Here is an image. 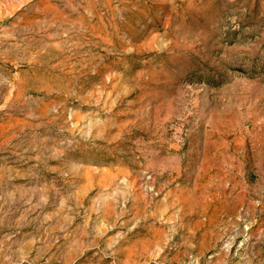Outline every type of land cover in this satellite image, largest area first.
Segmentation results:
<instances>
[{"label": "rangeland", "instance_id": "obj_1", "mask_svg": "<svg viewBox=\"0 0 264 264\" xmlns=\"http://www.w3.org/2000/svg\"><path fill=\"white\" fill-rule=\"evenodd\" d=\"M0 264H264V0H0Z\"/></svg>", "mask_w": 264, "mask_h": 264}]
</instances>
